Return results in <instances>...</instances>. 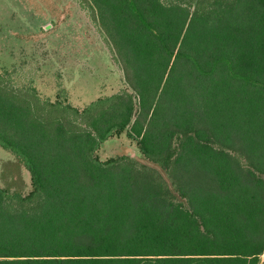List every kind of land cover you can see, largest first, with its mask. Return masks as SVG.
<instances>
[{
	"label": "trees",
	"instance_id": "1",
	"mask_svg": "<svg viewBox=\"0 0 264 264\" xmlns=\"http://www.w3.org/2000/svg\"><path fill=\"white\" fill-rule=\"evenodd\" d=\"M128 91H5L0 264H264V0H78ZM122 134L147 164L101 161Z\"/></svg>",
	"mask_w": 264,
	"mask_h": 264
},
{
	"label": "rangeland",
	"instance_id": "2",
	"mask_svg": "<svg viewBox=\"0 0 264 264\" xmlns=\"http://www.w3.org/2000/svg\"><path fill=\"white\" fill-rule=\"evenodd\" d=\"M5 71L3 90L20 95L32 86L42 100L53 102L60 83L68 103L80 110L130 91L93 12L78 0H0V74ZM97 155L101 161L126 156L147 164L125 134L102 144ZM0 188L22 195L31 190L29 172L2 148Z\"/></svg>",
	"mask_w": 264,
	"mask_h": 264
}]
</instances>
